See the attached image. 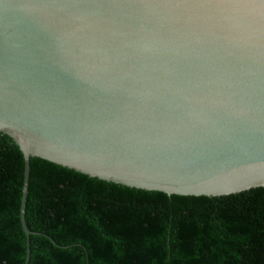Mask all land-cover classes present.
Returning a JSON list of instances; mask_svg holds the SVG:
<instances>
[{"label":"water","instance_id":"95a60500","mask_svg":"<svg viewBox=\"0 0 264 264\" xmlns=\"http://www.w3.org/2000/svg\"><path fill=\"white\" fill-rule=\"evenodd\" d=\"M0 139L168 197L264 187V0H0Z\"/></svg>","mask_w":264,"mask_h":264},{"label":"trees","instance_id":"16d2710c","mask_svg":"<svg viewBox=\"0 0 264 264\" xmlns=\"http://www.w3.org/2000/svg\"><path fill=\"white\" fill-rule=\"evenodd\" d=\"M22 159L0 139V264H24ZM28 264H264V187L224 197H168L31 159Z\"/></svg>","mask_w":264,"mask_h":264}]
</instances>
